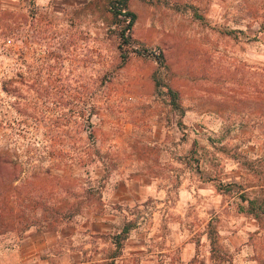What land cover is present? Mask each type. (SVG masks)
Wrapping results in <instances>:
<instances>
[{"label":"rangeland","instance_id":"1","mask_svg":"<svg viewBox=\"0 0 264 264\" xmlns=\"http://www.w3.org/2000/svg\"><path fill=\"white\" fill-rule=\"evenodd\" d=\"M95 3L0 5V264L24 222L97 212L132 216L138 264H264V215L219 186L264 196V0H135L122 47ZM133 171L152 187L112 202Z\"/></svg>","mask_w":264,"mask_h":264},{"label":"crops","instance_id":"2","mask_svg":"<svg viewBox=\"0 0 264 264\" xmlns=\"http://www.w3.org/2000/svg\"><path fill=\"white\" fill-rule=\"evenodd\" d=\"M6 1L0 0V5ZM29 1L36 5L58 4L61 8H66L92 0ZM133 1L135 2V0H129L130 8ZM93 2L100 3L109 12L107 0H93ZM133 174L115 182L112 202L129 204L131 198H137L140 191L146 187H152V182L141 181L145 174L134 171ZM126 225L125 237L118 245L113 235L122 231ZM135 228L136 224L131 215L97 212L88 216L67 217L55 227L28 226L20 231L17 236L18 241L13 248L16 249L18 256H22L23 264L29 262L32 264H138L135 255L138 254V250L143 249V245L136 242ZM252 249L244 248V252L252 251ZM165 250L168 251L169 248L161 249V256H166L163 252ZM180 251L184 258L193 255L195 248H181ZM252 258L256 263L257 256L253 255ZM252 258L250 257V260Z\"/></svg>","mask_w":264,"mask_h":264},{"label":"trees","instance_id":"3","mask_svg":"<svg viewBox=\"0 0 264 264\" xmlns=\"http://www.w3.org/2000/svg\"><path fill=\"white\" fill-rule=\"evenodd\" d=\"M97 1V0H96ZM91 2V1H90ZM93 2V0H92ZM108 10L114 18V22L117 24L125 22L122 26H118L117 31L120 37L119 47H122L123 44L130 42V30L135 19L136 13L129 7V0H107ZM234 29L227 30L232 31ZM253 37V36H252ZM159 56V54H157ZM159 59V58H158ZM168 93L170 95V103L172 107H178L177 101V93L171 88L168 89ZM94 113L93 108L89 109L88 112V121H91V115ZM14 168V167H13ZM15 171V168H14ZM18 177V172L16 175H13L12 181H14ZM219 186L224 190H232L235 189L240 201L238 203V209L240 211L247 212L253 215L258 220L264 215V196H249L245 186L236 181L229 182H220ZM11 211L13 208L11 206ZM29 222H24V225L20 227V231H23L25 228L29 226ZM127 231V225L123 227L122 231L113 235L114 241L119 245L121 243V239L125 237V232Z\"/></svg>","mask_w":264,"mask_h":264}]
</instances>
